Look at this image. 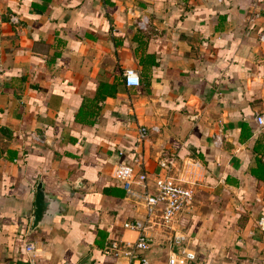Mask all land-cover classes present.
<instances>
[{
	"label": "crops",
	"instance_id": "1",
	"mask_svg": "<svg viewBox=\"0 0 264 264\" xmlns=\"http://www.w3.org/2000/svg\"><path fill=\"white\" fill-rule=\"evenodd\" d=\"M260 113L264 0H0V264H128L107 245L144 209L112 171L138 153L151 177L202 165L177 264H264ZM38 181L56 210L32 227ZM159 230L144 254L168 264Z\"/></svg>",
	"mask_w": 264,
	"mask_h": 264
},
{
	"label": "built area",
	"instance_id": "2",
	"mask_svg": "<svg viewBox=\"0 0 264 264\" xmlns=\"http://www.w3.org/2000/svg\"><path fill=\"white\" fill-rule=\"evenodd\" d=\"M126 85L140 84V76L132 67L123 73ZM258 125L264 124V114H256ZM157 129L156 126H152ZM147 126L142 125L138 131V140L145 139ZM160 169L151 177L144 164L143 154L138 153L132 164L117 163L112 177L125 189L128 196L140 201L144 212L142 216L125 220L123 225L137 231L133 240L112 241L107 245L117 256H125L128 264H152L144 251L150 246L154 231L165 232L170 242L168 264H177L194 259L195 252L188 246V234L181 227L180 219L193 203L195 185L200 181L202 165L195 157L182 159L180 162L173 154L158 157ZM153 189V190H151ZM257 226L264 233V215L257 218ZM25 251L33 257L36 246L33 241H26Z\"/></svg>",
	"mask_w": 264,
	"mask_h": 264
},
{
	"label": "water",
	"instance_id": "3",
	"mask_svg": "<svg viewBox=\"0 0 264 264\" xmlns=\"http://www.w3.org/2000/svg\"><path fill=\"white\" fill-rule=\"evenodd\" d=\"M35 191V212L32 227L42 223L48 217L49 212L56 210L53 202L54 198L45 192L41 181L36 184Z\"/></svg>",
	"mask_w": 264,
	"mask_h": 264
},
{
	"label": "trees",
	"instance_id": "4",
	"mask_svg": "<svg viewBox=\"0 0 264 264\" xmlns=\"http://www.w3.org/2000/svg\"><path fill=\"white\" fill-rule=\"evenodd\" d=\"M255 149L260 150V147L255 146ZM251 172L257 177L264 178V162L260 157L256 158V166L251 168Z\"/></svg>",
	"mask_w": 264,
	"mask_h": 264
}]
</instances>
